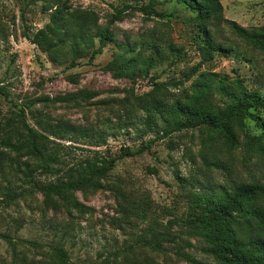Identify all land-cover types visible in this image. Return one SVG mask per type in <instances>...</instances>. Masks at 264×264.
Here are the masks:
<instances>
[{
	"label": "rangeland",
	"instance_id": "rangeland-1",
	"mask_svg": "<svg viewBox=\"0 0 264 264\" xmlns=\"http://www.w3.org/2000/svg\"><path fill=\"white\" fill-rule=\"evenodd\" d=\"M219 1L222 16L206 27L222 48L200 62L203 25L182 2L159 0L150 16L127 10L109 22L115 9L132 0H0V233L16 243L13 250L0 237V264H56L55 247L67 251L68 264H222L204 251L205 242L189 224L206 212L205 195L236 183L264 184V138L253 147L246 138L264 136V108L238 117L242 124L232 125L234 144L207 125L163 137L165 124L155 113L152 129L146 125L155 100L171 103L193 95L204 71L227 83L239 75L264 97V52L231 28V23L247 29L264 26V0ZM56 8L62 11L55 28L60 47L66 51L76 42L89 51L73 67L69 55H49L28 38L39 30L53 37ZM87 16L95 17L96 24ZM77 18L83 23L80 31ZM101 30L111 38L89 60L100 45ZM165 39L178 52L155 54L147 66L150 48ZM117 56L135 59L133 78L115 76L109 69ZM229 101L212 94L214 110ZM21 108L35 128L40 129L41 120L64 133L62 139L50 136L58 143L59 173H37L38 179L65 178L95 152L114 159L96 188L73 192L77 205L59 197L46 200L37 191L5 204V186L30 189L16 164L24 169L22 162L32 160L2 145L11 131L19 130L15 116ZM98 135L105 144L96 146ZM142 146L147 147L137 152Z\"/></svg>",
	"mask_w": 264,
	"mask_h": 264
},
{
	"label": "trees",
	"instance_id": "trees-1",
	"mask_svg": "<svg viewBox=\"0 0 264 264\" xmlns=\"http://www.w3.org/2000/svg\"><path fill=\"white\" fill-rule=\"evenodd\" d=\"M145 1H147L145 3ZM185 3L187 7L196 11V18L203 25V42L198 45L201 55V61H208L212 53L221 49V45L216 42L209 29L206 27L207 21H218L222 16V5L219 0H174ZM159 0H132L131 4H125L115 9L109 22L117 20L127 10H136L146 16L153 12V6ZM81 12L79 16L85 19ZM62 16L60 8H56L51 15L53 25L50 30L53 37H49L45 30H39L29 40L36 44L42 51L49 55L70 56V67L75 66L76 59L83 57L84 53L89 52L78 47L76 42L68 50L64 51L59 43L55 40V28L58 24V18ZM93 24H96L95 17H89ZM77 18L76 26L78 31L83 28L82 20ZM231 28L235 35L242 39L246 44L251 45L259 51L264 52V26L252 27L250 29L241 27L236 23H231ZM100 45L90 52L89 60H92L96 54L100 53L106 40L111 35L106 30H101ZM163 38V35L160 36ZM85 40L92 43L91 38L84 37ZM233 48V47H232ZM151 53L148 55L145 63L149 66L153 55L159 54L164 57L167 52L174 54L178 52L174 45L165 40L155 43L150 48ZM232 50V49H231ZM236 53V52H235ZM237 55V53H236ZM135 59L125 60L117 56L114 66L109 67L115 76L127 74L130 78L134 77V72H130ZM147 67L141 70L147 72ZM193 95L175 99L171 103L162 102L157 99L153 102L149 114H147V129H152L151 113L158 114L165 126L160 129L162 136H167L173 131L183 128H192L197 125H207L218 129L225 141L229 144L236 143L235 135L232 131L234 122L242 124L241 119L251 108H264V97L261 98L256 89L250 90L244 80L237 75L231 83H227L224 78H216L215 73L202 72L197 80ZM0 92L3 88L0 87ZM212 94L219 95L221 98L230 100L225 103L221 109L214 110L212 105ZM71 97H63L61 100H68ZM19 125V130L11 131L10 136L4 138L2 145L9 148L11 152L25 156L32 160V163L23 161L24 169L16 164L18 172L24 176V183L30 187L28 190L15 191L9 185L4 187L7 201L10 204L15 198L22 196L25 192L30 193L37 191L43 195L46 200L52 197H59L65 201L77 205L72 198L75 191L86 188H96L97 179L103 176L113 166V158H105L98 152L92 157L80 162L76 167L69 169L65 178H55L41 180L36 177L41 173L55 176L59 173L56 166L59 159V151L55 145L58 143L50 136L58 139L64 138L57 127H46L43 121L38 120L40 129L30 125L26 120L24 109H20L15 116ZM173 120L170 123V120ZM74 129L66 127L65 131L72 132ZM86 136L84 132L80 133ZM250 146L259 145L264 136H252L246 134ZM95 144H105V138L98 135ZM147 146H142L137 152H141ZM128 154V153H125ZM264 199V184L262 183H236L231 187H221L216 194L204 196L207 204V210L197 220L189 224L194 230L195 236L205 242L204 251L222 261V264H264V206L261 204ZM0 237L6 238L13 250L16 243L7 234H1ZM37 246L35 242H30ZM54 257L57 259L56 264H68L66 261L67 251L62 247L52 249ZM201 264V263H196Z\"/></svg>",
	"mask_w": 264,
	"mask_h": 264
}]
</instances>
